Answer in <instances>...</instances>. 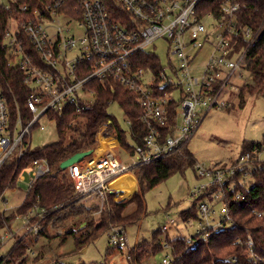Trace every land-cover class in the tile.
I'll return each mask as SVG.
<instances>
[{
    "label": "built area",
    "instance_id": "2783aa9c",
    "mask_svg": "<svg viewBox=\"0 0 264 264\" xmlns=\"http://www.w3.org/2000/svg\"><path fill=\"white\" fill-rule=\"evenodd\" d=\"M210 1L0 0V11L7 15L2 35L7 57L32 89L27 99L32 120L25 123L21 116L12 119L0 84V169L11 159L24 156L31 147V132L39 127L42 116L49 117V112L68 104H74L77 113L93 104L97 93L90 86L93 81H112L134 93L146 134L140 144L134 142L130 137L132 122L126 116L130 151L114 135H106L109 123L101 125L91 155L67 169L79 199L96 200L103 209L110 194L116 195V201L122 197L123 192L111 186L118 178L126 174L136 178L138 168L181 153L210 111L229 106L226 97L238 89L233 79H243L241 72L248 67L250 46L261 32V27L255 31L241 24L240 0H218V6L217 0ZM27 39L31 45L25 44ZM157 41L168 44V65L160 59L157 64L144 62L140 57L148 53L159 58L148 50ZM242 42L246 46L240 47ZM206 45L211 51L195 75L194 62ZM101 138L113 139L116 144L101 149ZM263 165L264 146L259 145L246 146L231 165L205 168L195 164L197 177L206 179L192 191L199 200L197 237L205 239L234 226L228 198L237 186L236 177L240 183L249 184L247 179ZM26 170L30 171L28 193L51 168L45 160L36 159ZM240 195L234 198L238 200ZM14 222L16 225L1 235L0 249L16 236L38 239L44 229L45 211L34 206L26 213H16ZM175 223L170 217L161 230L167 233ZM128 243L126 229L112 227L110 246L123 249ZM249 245L253 247L251 240ZM164 246L170 249L167 242ZM30 254L34 253L29 250ZM7 259V255L0 257V264H6ZM172 262L170 250L162 264Z\"/></svg>",
    "mask_w": 264,
    "mask_h": 264
},
{
    "label": "trees",
    "instance_id": "16d2710c",
    "mask_svg": "<svg viewBox=\"0 0 264 264\" xmlns=\"http://www.w3.org/2000/svg\"><path fill=\"white\" fill-rule=\"evenodd\" d=\"M240 1L241 24L248 25L255 31L261 27V32L249 49L247 69L253 76L252 83H244L236 92L231 93L232 95L235 93L234 96L237 98L235 100L243 107L249 97L264 98V0ZM209 3L214 2L211 0ZM216 4L218 6L220 1L217 0ZM6 18V13L0 11V84L11 109L12 119L16 120L21 116L27 123L32 120V114L27 106L32 89L25 84L23 73L12 65L7 57V47L2 36ZM25 44L31 45L28 39L27 42L25 40ZM244 45L246 46V42H242L240 47ZM144 54L140 55L144 62L158 63V57ZM37 62L42 66L38 56ZM90 86L97 92L96 99L85 110L77 113L76 106L68 104L60 111L49 112V118L56 123L58 131L56 143L39 148L29 147L20 160L13 158L0 169L1 199L6 190L18 185L21 173L34 160H45L51 168L50 173L39 179L27 193L21 207L11 213L0 212V237L6 228H11L16 213H26L30 208L38 206L41 211H45L46 222H53L56 228L66 227L64 236H56L65 240L69 235H73L77 249L82 251L100 239L103 234L111 233L112 227L126 229L137 224L146 211L144 200L146 192L176 173H184L189 168L194 169L196 160L186 146L179 154L138 168L135 171L138 191L130 199L116 201L114 199L116 195L110 194L103 209L97 205L88 206L80 202L69 173L60 169L62 162L76 153L95 149L100 127L104 123H109L107 136L114 135L124 148L133 151L126 130L122 129L117 119L109 114V105L113 102L118 103L131 120L134 132L130 137L134 142L140 144L142 136L146 134V129L139 121L140 108L134 93L112 81L104 84L93 81ZM255 145L264 146V139L260 143L250 144L249 147ZM238 179L240 178L236 177L237 186L228 198L230 217L234 221V226L205 239L197 236L192 240L167 238L173 257L172 264H264V165L253 172L249 184L244 185ZM237 193L241 194L238 200L234 198ZM198 201L195 200L190 209L180 214L183 221L187 222L198 216ZM132 203L136 205V211L132 215H124L126 207ZM253 211L262 213L263 216L259 218ZM83 222L87 225L83 229L78 228L77 232L75 228L81 226ZM161 232V230L154 232L151 239L138 243L133 251H129L130 264H143L150 257L165 250ZM250 240L253 247L249 245ZM28 254L24 242H17L11 259L6 264H13V258L16 257H22L24 262Z\"/></svg>",
    "mask_w": 264,
    "mask_h": 264
},
{
    "label": "rangeland",
    "instance_id": "374dc122",
    "mask_svg": "<svg viewBox=\"0 0 264 264\" xmlns=\"http://www.w3.org/2000/svg\"><path fill=\"white\" fill-rule=\"evenodd\" d=\"M148 50L154 51L163 65H168L170 54L168 53V44L166 42L157 41ZM210 51V46L206 45L199 53L192 68V72L195 75H199ZM241 73L243 76L242 80L237 77L233 79H236L237 87L242 86L244 83H252L253 76L248 69H242ZM234 94L226 97L229 100L228 107L214 109L206 115L202 125L188 145L196 163L203 165L205 168L226 164L231 165L246 146L252 143H260L264 139V98L258 96L249 97L246 104L240 107L238 100H235L237 98ZM108 112L117 119L123 129H128L126 115L118 103L113 102L110 104ZM40 126H44V129L42 130ZM57 141L58 131L56 123L47 115L42 116L39 121V127L31 132V147H45ZM29 180L30 171H23L18 180V185L13 189L6 190L2 195L0 212H15L16 209L23 205L29 188ZM250 180L251 178L247 179V181ZM204 181L206 179H199L194 169L189 168L184 173H176L146 192L144 198L146 211L144 216L137 224L126 228L129 247L118 249L110 246V233H105L96 242H92L87 248L79 251L73 235H69L67 239L62 240L61 237L66 234V227L56 228L53 222L49 223L45 220L44 229L38 239L33 237L21 239L17 236L16 238L8 239L5 242V244H8L3 251H0V257L7 255V261L10 260L11 252L9 251L14 248L17 242L23 241L28 251L31 250L34 254H28L24 262L22 257L13 258V264H130L128 259L129 251H133L138 243L151 239L154 232L161 230L170 217L175 219L176 223L169 227L170 230L167 233L161 230V239L164 245H166L167 238L169 240L178 238L190 240L198 235V216L192 217L185 222L180 217V214L192 207L195 202L192 191L196 186L202 185ZM137 191L138 180L137 190L134 193ZM133 194L130 196L122 194V198L118 197L119 200L130 199ZM5 200L8 203H5ZM80 202L88 206L97 205V201L91 199L83 198L80 199ZM135 211L136 205L133 203L129 204L124 211V215H132ZM84 223L87 225L86 222ZM14 224L15 222L13 221L12 226ZM70 224L72 226L73 223L71 222ZM78 228L80 226L75 228L77 232L80 230ZM167 253H170V249L165 248L164 251L150 257L143 264H162V260Z\"/></svg>",
    "mask_w": 264,
    "mask_h": 264
},
{
    "label": "bare ground",
    "instance_id": "6f19581e",
    "mask_svg": "<svg viewBox=\"0 0 264 264\" xmlns=\"http://www.w3.org/2000/svg\"><path fill=\"white\" fill-rule=\"evenodd\" d=\"M101 143L103 144V147L101 149H105L112 144L107 139H100ZM112 140V139H111ZM114 189H117L118 191H124L126 196H130L133 194L137 188L136 180L131 174L123 175L120 178H118L116 181H114L111 185Z\"/></svg>",
    "mask_w": 264,
    "mask_h": 264
},
{
    "label": "water",
    "instance_id": "95a60500",
    "mask_svg": "<svg viewBox=\"0 0 264 264\" xmlns=\"http://www.w3.org/2000/svg\"><path fill=\"white\" fill-rule=\"evenodd\" d=\"M91 153H92V150L76 153L75 155L71 156L70 158L62 162L60 164V169L63 171H66L70 166L81 161L83 158L91 155ZM85 226L86 224L84 223L80 226L79 229H83Z\"/></svg>",
    "mask_w": 264,
    "mask_h": 264
},
{
    "label": "crops",
    "instance_id": "0c3cea01",
    "mask_svg": "<svg viewBox=\"0 0 264 264\" xmlns=\"http://www.w3.org/2000/svg\"><path fill=\"white\" fill-rule=\"evenodd\" d=\"M103 139V138H102ZM107 140H109L110 142H112V144H116V141L115 140H111V139H107ZM101 147H103V144L101 143ZM127 175V174H126ZM132 175V174H131ZM125 176V175H124ZM133 176V175H132ZM135 180H136V185H137V178H135ZM136 190H137V188H136ZM123 192V194L125 195L126 193L124 192V191H122ZM121 196H122V194H121ZM120 198H122V197H120ZM123 200V199H122ZM118 201H119V199H118ZM8 244V243H7ZM7 244H4V246H2V248L0 249V251H3V249H4V247L7 245Z\"/></svg>",
    "mask_w": 264,
    "mask_h": 264
}]
</instances>
